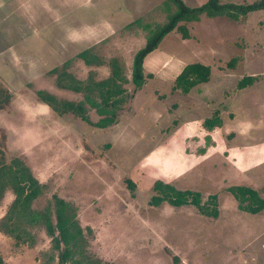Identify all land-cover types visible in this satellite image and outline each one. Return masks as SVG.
Returning <instances> with one entry per match:
<instances>
[{
  "label": "rangeland",
  "instance_id": "obj_1",
  "mask_svg": "<svg viewBox=\"0 0 264 264\" xmlns=\"http://www.w3.org/2000/svg\"><path fill=\"white\" fill-rule=\"evenodd\" d=\"M182 1L197 8L208 0ZM177 10L172 0H0V163L19 159L44 185L31 209L51 208L52 224L55 196L74 207L86 259L100 264H264V211L239 210L230 190L248 187L264 199V11L239 21L201 16L180 23L190 38L177 29L166 35L146 57L144 73L150 77L135 92V54ZM86 50L98 63L87 65L78 57ZM233 58L236 65L229 68ZM114 59L134 96L112 126L96 128L72 113L59 115L38 97L42 91L79 103L83 94L60 87L59 74L51 70L100 82L111 75ZM193 63L211 67L210 81L188 94L173 90L175 78ZM245 76L259 79L239 89ZM218 111L221 130L204 126ZM88 112L93 122L100 119L95 110ZM195 123L196 133L190 132ZM158 180L200 193L209 208L215 202L218 218L192 205L151 206ZM15 199L7 188L0 200L5 264H58L43 225L23 219L14 234L21 241L7 232L16 223L7 219ZM75 259L85 264L80 254Z\"/></svg>",
  "mask_w": 264,
  "mask_h": 264
},
{
  "label": "trees",
  "instance_id": "obj_2",
  "mask_svg": "<svg viewBox=\"0 0 264 264\" xmlns=\"http://www.w3.org/2000/svg\"><path fill=\"white\" fill-rule=\"evenodd\" d=\"M177 5L178 10L169 16L168 21L153 34L148 37V41L141 50H139L133 60L132 66V83L135 92L141 90L146 83L144 73V61L146 57L154 52L160 45L163 38L174 30L182 33L184 39L190 38L189 29L185 24L199 21L201 16L207 17H225L230 21H239L247 17L251 12L264 11V0L256 1L252 4H233L222 3L220 0H208L204 5L197 8H190L182 0H172ZM86 50L78 55L87 65L98 63V59ZM237 58H233L229 63V68H234ZM112 73L109 78L100 82H94L90 79L78 81L66 71L58 72L56 68L51 70V74L58 73V83L63 89L71 90L75 93H82L83 100L79 103L58 100L55 96L46 92H38V97L46 103L51 109L59 115L72 113L87 124L96 128H107L117 123L119 112L122 111L123 105L127 100L133 98L129 94L125 85L129 83L128 78L124 75V70L118 60L111 61ZM211 67L202 63H193L185 66L179 75L175 78L173 90H180L184 94L200 84L210 81ZM258 77L245 76L238 84L239 89L252 86ZM95 110L99 116L97 122H93L89 117L88 109ZM222 123L220 112H216L210 119H206L204 126L213 128L220 126ZM4 160V159H3ZM0 163V200L3 192L10 188L16 196L9 210L7 219L16 223H10L7 232L14 236L22 220L28 221L29 224L38 223L46 228L47 234L52 238V249L58 252V264H82L83 259H75V255L80 254L86 259L83 247L85 246V237L83 229L77 222V214L73 206L63 199L54 197V214L56 224H52L51 208H46L42 212H36L31 209L32 202L41 195L44 185H42L31 173L30 169L19 159L13 160L11 164ZM129 187H134L133 182H128ZM153 190L157 195L150 200L151 206H160L166 202L169 205L179 208L183 206H195L201 214L206 217L217 219L219 216L218 206L213 203L209 208L202 204L201 194L191 190H178L173 185L156 181ZM239 203V210L249 213L258 214L264 211V199L260 194L248 187H235L230 189ZM216 200V196L211 197ZM15 237V236H14ZM17 234L16 239L20 240ZM25 241V240H23ZM53 261V258L51 259ZM0 264H5L0 253ZM85 264H100L98 261L89 260Z\"/></svg>",
  "mask_w": 264,
  "mask_h": 264
},
{
  "label": "crops",
  "instance_id": "obj_3",
  "mask_svg": "<svg viewBox=\"0 0 264 264\" xmlns=\"http://www.w3.org/2000/svg\"><path fill=\"white\" fill-rule=\"evenodd\" d=\"M256 82H257V81H256ZM256 82H255V83H256ZM207 83H208V82H207ZM255 83H254V84H255ZM204 84H206V83H204ZM254 84H253V85H254ZM200 85H202V84H200ZM253 85H252V86H253ZM141 90H143V88H142ZM138 91H140V90H138ZM190 92H191V91H190ZM139 94H140V92H139ZM220 113H222V112L220 111ZM212 115H213V114H212ZM212 117H213V116H211L210 118H212ZM221 120H222L221 125H220V126H216V127H214V128H213L214 130H216V129L221 130V128H222V126H223L222 115H221ZM200 125H201V127H203V122H201ZM184 128L187 129V125H185ZM197 128H198L197 123H195V124H191V127H189V131H190V132H193V133H196V129H197ZM214 130H212V131H214ZM210 132H211V131H210ZM207 133H208V132H207ZM210 149H213V150H212V153H213V154H215V153L218 152V151H215V150H216L215 148H210ZM210 149H208V150H210Z\"/></svg>",
  "mask_w": 264,
  "mask_h": 264
}]
</instances>
